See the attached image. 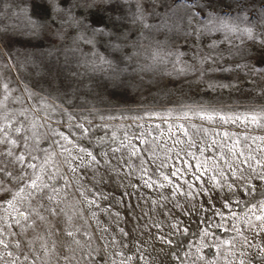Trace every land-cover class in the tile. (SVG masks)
<instances>
[{"label": "snow or ice", "instance_id": "1", "mask_svg": "<svg viewBox=\"0 0 264 264\" xmlns=\"http://www.w3.org/2000/svg\"><path fill=\"white\" fill-rule=\"evenodd\" d=\"M220 6L231 11L220 15L215 11ZM217 32L222 35L211 39L212 34ZM188 37L209 38L206 44L208 51L199 54V78L209 76V73H229L243 68L246 75L260 86V93L264 94V59L255 64L222 63L226 56L247 57L249 47L264 50V0H0V209L14 221V224L5 222V226L0 227V250L3 252L0 261L7 264H38L39 261L52 264L54 260L55 264H74L77 248L91 249L87 253L89 257L95 253L90 237L83 242L77 238L87 234L73 225L72 216L62 206L61 184L67 189L69 182L65 179L67 173L61 172L57 156L63 157L62 163L74 174L85 165L97 172L101 169L123 172V166H131L135 158L146 188L171 189L168 196L161 194V199L172 203L177 194L190 200L208 195L211 189L199 183L193 185L185 181L186 188L180 185L178 181L182 173L178 166L157 179H153L155 172L148 175L146 165L152 161L145 157L153 150V144L145 138L146 133L132 137L124 132L118 136L105 127L100 143L106 139L109 147L95 151L74 144L71 133L48 131L51 117L40 115L41 109L37 106L29 104L18 113L10 111V105L23 103L25 97L31 100L33 96L27 86L21 87L20 81L12 75L21 67L32 65L37 72L47 68L49 73L71 70L77 77L81 73L75 70L82 69L86 79L81 81V87L89 91L109 87L128 89L142 86V74L155 73L157 68L170 76L173 73L197 72L196 68L182 60L184 53L172 43ZM169 64L171 70L167 67ZM204 64L209 67L204 69ZM233 86V83L214 80L212 76L206 84L210 89ZM27 112L34 114L31 119ZM198 116L209 122H242L245 127L255 125L264 128V112L226 116L202 111ZM87 123L91 125L92 122ZM76 127L81 129V135L90 131V127H85L83 123H78ZM181 130L183 136L188 137V130L182 125ZM224 137L232 139L228 132L224 133ZM133 138L137 140L136 144L132 143ZM42 141L47 146H42ZM176 143L183 141L177 137ZM67 144H71L72 148L66 147ZM239 144L237 138L229 149L234 158L246 155L244 151L236 150ZM57 145L63 151H58ZM192 146H195L194 141ZM122 149L126 151L118 155ZM240 164H247L254 175L245 176ZM240 164L235 168L229 165L230 175L234 178L232 183H227L229 177L223 170L219 171V178L212 176L203 183H211L217 189L226 186L231 191L234 186H239L236 181H242V186L249 192L257 191L252 181L264 182V158L249 154ZM157 167L163 168L164 163ZM196 179L199 182L200 176ZM197 186L200 191L194 194ZM78 194L84 195L82 192ZM95 204V199L89 201V206ZM182 206L180 200H175L173 208ZM245 215L264 222V199L259 200ZM172 221L168 228L182 233L188 231L183 221L175 217ZM41 225L45 226L44 232H38ZM13 227L37 232L34 239L39 242V247H30L33 242L27 241L24 251H18L21 242L15 237L20 233L7 232ZM261 228L264 229V223ZM120 231L127 235L123 228ZM205 232L207 234V230ZM61 233L69 240L62 242ZM163 242L167 243L166 240ZM201 247L198 246L188 257L192 264L203 259L199 255ZM118 254L124 256L120 264L131 259L122 252ZM260 259L264 261V255Z\"/></svg>", "mask_w": 264, "mask_h": 264}, {"label": "rangeland", "instance_id": "2", "mask_svg": "<svg viewBox=\"0 0 264 264\" xmlns=\"http://www.w3.org/2000/svg\"><path fill=\"white\" fill-rule=\"evenodd\" d=\"M215 11L223 15L231 10L220 6ZM202 17L206 18V15L202 14ZM221 35L219 32L213 33L211 39ZM208 39L188 37L172 41L184 53L182 60L196 68L197 72L173 73L170 76L157 68L155 73L142 74V86L128 89L109 87L89 91L81 87V81L86 79L82 69L75 70L81 73L80 77L71 70L49 73L47 68H43L37 72L32 65L12 73L20 81V86H27L33 94L31 100L25 97L23 103L10 105L13 113L23 111L29 104L37 106L41 109L40 115L51 117L48 131H63L66 135L71 133L74 144L95 151L109 147L106 139L100 143L105 127L118 136L124 132L132 137L146 133L145 138L153 144V150L145 157L152 161L146 165L148 175L155 172L153 179H157L178 166L182 173L178 181L180 185L186 188L184 182L188 181L189 184L199 183L211 189L208 195L191 200L177 194L169 203L161 199V194L168 196L171 189L146 188L135 158L131 166H123V172L104 169L97 172L85 165L74 174L62 163L63 157L57 156L56 160L61 162V172L67 173L65 179L69 182L67 189L61 184L62 206L72 216L73 225L87 234L77 238L83 242L90 237L91 247L95 249V253L89 257L87 253L91 249L77 248L74 264L77 261L78 264H112L113 261L120 264L124 259L118 254L121 252L131 257L125 264H181L182 259L183 264H192L188 257L198 246H202L199 255L203 259L197 264H264L260 259L264 255V229L261 228L264 222L245 215L259 200L264 199V182L253 180L257 191L251 192L242 186V181H236L239 186H234L231 191L226 186L217 189L211 183H203L212 176L219 178L220 170L229 177L227 183H232L234 178L230 175L229 165L235 168L249 154L264 158V128L255 125L245 127L242 122H209L198 116L202 111L226 116L264 112V94L260 93V86L246 75L243 68L229 73H209L214 80L224 84L233 83V87H206L209 76L199 78V54L208 51ZM259 59H264V50L249 47L247 57L226 56L222 63L255 64ZM167 67L171 70L170 64ZM202 67L207 69L209 65ZM26 115L31 119L34 114L27 112ZM87 121H91V125ZM78 123L90 127V131L81 135V129L76 127ZM181 125L188 130V137L183 136ZM225 132L232 139H225ZM153 137L156 139L153 140ZM177 137L183 143L177 144ZM237 138L240 144L236 150L244 151L246 155L234 158L229 149ZM193 141L195 146H192ZM132 143L136 144L137 140L133 138ZM42 146L47 145L42 141ZM55 147L63 151L58 145ZM66 147L71 149L72 145L67 144ZM125 151L122 149L118 155ZM73 152L75 154V150ZM186 152L194 155H186ZM161 162L164 167L158 168ZM240 169L245 176L254 175L247 164H240ZM198 175L199 182L196 179ZM59 180L57 177V182ZM198 191L199 186L195 187L194 194ZM81 192L83 196L78 194ZM92 199L96 200V204L89 206ZM175 200H180L183 206L173 208ZM172 217L183 221L188 231L182 233L168 228V224L173 222ZM5 222L14 224L8 213L0 209V227H4ZM121 228L127 233L126 236L121 233ZM14 231L20 233L15 237L21 242L18 251H24L27 241L33 242L30 247H39V242L34 239L37 232L16 227L7 229L8 233ZM44 231L45 226L41 225L38 232ZM60 235L62 242L69 240L62 233ZM165 240L167 243L163 242ZM0 254H3L2 250ZM0 264L7 262L0 261ZM38 264L44 262L39 261ZM52 264H55L54 260Z\"/></svg>", "mask_w": 264, "mask_h": 264}]
</instances>
